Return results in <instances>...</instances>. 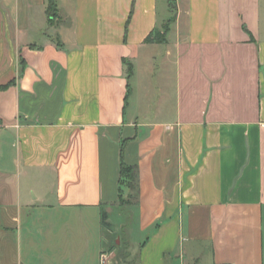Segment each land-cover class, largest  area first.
I'll return each mask as SVG.
<instances>
[{"label":"crops","instance_id":"1","mask_svg":"<svg viewBox=\"0 0 264 264\" xmlns=\"http://www.w3.org/2000/svg\"><path fill=\"white\" fill-rule=\"evenodd\" d=\"M56 2L0 0V264H264V0Z\"/></svg>","mask_w":264,"mask_h":264},{"label":"trees","instance_id":"2","mask_svg":"<svg viewBox=\"0 0 264 264\" xmlns=\"http://www.w3.org/2000/svg\"><path fill=\"white\" fill-rule=\"evenodd\" d=\"M175 8V6H173ZM48 12L50 20L53 19L57 15V2L56 0H49ZM172 20H169L164 24L163 30L157 29L155 32V38L158 41H163L165 39V34L168 32L170 24ZM151 38V37H150ZM132 65L128 64V77L132 74ZM6 87V86H5ZM3 85L0 86V89L5 88ZM125 182L134 183V188L136 190L135 198L136 200L139 197V180H138V166L136 165H128L124 162L121 164V179H120V198L122 199V195L124 192V184Z\"/></svg>","mask_w":264,"mask_h":264},{"label":"rangeland","instance_id":"3","mask_svg":"<svg viewBox=\"0 0 264 264\" xmlns=\"http://www.w3.org/2000/svg\"><path fill=\"white\" fill-rule=\"evenodd\" d=\"M163 27H162V29H163ZM162 29H160V30H162ZM35 41L36 42H39V38H35ZM135 194H136V190L134 188V183L125 182V184H124V192H123V195H122V199L120 198L117 203L124 204V205L125 204H129V203L130 204L131 203L133 204L135 202V200H136ZM123 209H125V208H122L121 210H123ZM125 212H126V214L124 215V213H123L122 216H125L126 217L127 216V211H125Z\"/></svg>","mask_w":264,"mask_h":264}]
</instances>
